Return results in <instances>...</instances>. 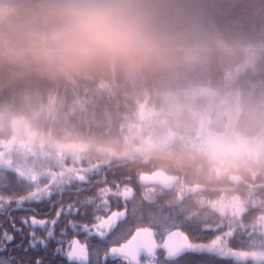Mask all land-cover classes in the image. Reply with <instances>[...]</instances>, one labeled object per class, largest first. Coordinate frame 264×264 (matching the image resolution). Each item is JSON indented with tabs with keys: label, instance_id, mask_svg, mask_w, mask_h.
<instances>
[{
	"label": "trees",
	"instance_id": "1",
	"mask_svg": "<svg viewBox=\"0 0 264 264\" xmlns=\"http://www.w3.org/2000/svg\"><path fill=\"white\" fill-rule=\"evenodd\" d=\"M45 2L0 0V138L9 135L12 120L21 119L18 122L27 124L38 136L88 142L90 154L103 167L92 173L98 181H92L88 175L94 184L91 189L85 187L79 193L81 183L74 181L61 194L53 191L48 198L25 200L19 206L17 199L27 196L33 183L11 169L0 168V197L17 206V223L24 226L26 233L18 248L20 260L35 263L37 258H43V264H76L62 250L63 246L58 247L63 240L74 238L72 224L79 219L76 207L81 206L85 222L95 216H106L108 212L102 206L97 207L99 189L111 187L116 191L117 184H127L134 190L133 197L125 202L118 196H109L108 209L109 212L127 209L126 216L104 238L95 234L91 240L86 239L92 248V264H126L122 257L110 255V248L119 246L138 227L151 229L161 245L155 264H264V260H241L191 250L168 259L162 247L167 232L175 228L181 229L193 243H208L218 235L227 238L234 248L244 247L250 240L260 241L261 235L251 233L250 227L264 214V152L247 158L237 167H224L217 174L216 167L221 164L201 143V138L181 135L179 129V135L170 143L147 152L111 154L108 159L101 158L99 153L106 148L124 150L128 124L137 118L141 103L160 106L167 95L187 106L204 109L214 115V120L220 111H226L222 119L228 121L229 113L242 133L264 138V0H159L161 23L178 26L195 20L232 44L233 54L170 73L135 74L112 68L70 79L6 59V54L21 46L28 34L45 26L36 14ZM197 88H206L211 95L191 96ZM222 123L212 121L210 126L222 130ZM160 169L179 176L173 189L139 182L142 174ZM229 173H239L243 180L235 184L229 180ZM194 184L206 187L193 192ZM185 186L190 190H185ZM144 191L153 195L154 202L143 198ZM179 191L183 193L182 199L177 197ZM222 192L230 196L239 194L246 200L248 209L241 218L234 209L223 204L222 209L219 204ZM89 198L93 203H85ZM62 206L64 211L56 224L51 225ZM32 216L49 223L32 226ZM25 218L29 219L28 224L22 222ZM49 227L52 236L47 235ZM32 232L45 243L37 242L31 247ZM228 232L232 233L230 237L225 235ZM82 238L85 239V233ZM141 264H147L143 254Z\"/></svg>",
	"mask_w": 264,
	"mask_h": 264
},
{
	"label": "clouds",
	"instance_id": "2",
	"mask_svg": "<svg viewBox=\"0 0 264 264\" xmlns=\"http://www.w3.org/2000/svg\"><path fill=\"white\" fill-rule=\"evenodd\" d=\"M159 0H46L36 13L45 26L6 54L57 77L119 68L125 73H170L233 54V45L195 20L169 26Z\"/></svg>",
	"mask_w": 264,
	"mask_h": 264
},
{
	"label": "rangeland",
	"instance_id": "3",
	"mask_svg": "<svg viewBox=\"0 0 264 264\" xmlns=\"http://www.w3.org/2000/svg\"><path fill=\"white\" fill-rule=\"evenodd\" d=\"M11 82L8 81L7 84H11ZM194 92L192 90L191 96L199 98L203 95H211V92L206 88L202 90L197 88ZM200 109L202 108L180 103L170 95H167L165 102L160 106H148L143 102L139 108L137 118L130 120V124H128L124 136V150L100 149V157L108 159L111 154H121L122 156L136 152H147L170 143L179 135V129L181 135L186 134L189 137L196 135L201 138V143L221 164L216 167L217 174L218 172L222 173L224 167H237L239 164L244 163L247 158L261 155L264 152V138L247 136L242 133L235 126V117H232L231 114L228 113V121H226L221 118V115L225 114L226 111L219 110L218 119L215 117L214 120V115ZM170 119L172 120L170 121ZM18 121L22 120H12L9 135L0 138V150L4 151L5 159L11 158L14 164L25 170H31L32 173L40 176L38 183L41 187L50 182V178L41 175L46 170L59 173L62 169L99 164L95 155L90 154L88 142L62 141L38 136L27 124ZM212 121L217 124L223 122L224 129L218 130L211 127L210 123ZM189 131H192L193 134ZM98 158L99 156H97ZM0 168L4 167L0 166ZM35 186L33 183V190H35ZM219 197H223V199H220L222 203H219L221 207L223 204L228 209H234L237 216L240 215V218L248 209L246 200L239 194L230 196L228 193L222 192ZM220 212L224 214V210H220ZM223 216L225 217V215ZM250 228L251 233L261 235L260 241L250 240L244 247L234 248L230 241L224 238L227 246L234 250L264 252V214L259 215Z\"/></svg>",
	"mask_w": 264,
	"mask_h": 264
},
{
	"label": "snow or ice",
	"instance_id": "4",
	"mask_svg": "<svg viewBox=\"0 0 264 264\" xmlns=\"http://www.w3.org/2000/svg\"><path fill=\"white\" fill-rule=\"evenodd\" d=\"M10 150V148H9ZM0 166L4 168L12 169L19 177L24 178L25 180L34 183L35 190L28 193L27 196H22L17 199V206L21 205L25 200H42L48 198L53 194V191L63 193L66 186H70L74 181L87 182L88 174L99 171L103 165L94 164L88 167H72L67 169H62L59 173L52 172L51 170H46L41 175L47 176L50 178V182L43 187L38 183L40 176L31 172V170H25L19 165L14 164L11 158L5 159L4 151L0 150ZM140 183H144L143 178L139 179ZM98 195L100 197V204L97 207H103L108 214L104 217L96 216V223L90 228L88 225H82V229L87 232L89 235L95 233L100 238H104L109 232H111L119 221H121L127 213V209L121 211H108L109 209V196H118L122 198L125 202L131 199L134 195V190L129 185L125 184L121 186L117 184L116 191H113L111 187H104L99 189ZM143 198L146 201L154 202V197L149 191L143 192ZM10 201H4L0 197V208H3L6 203ZM85 203H93L92 198H89ZM69 210L72 209V205H68ZM64 211L63 206L56 213V219H53L50 224L55 225L61 212ZM135 211V209H133ZM31 225L36 226L40 225L43 227L45 224H48L49 221L43 219H37L36 217L30 218ZM24 224L29 223V219L25 218L22 221ZM13 227L15 225L13 224ZM72 227L75 229L76 225L72 224ZM206 228L209 226H205ZM20 229H17L19 231ZM232 233L228 232L225 235L231 236ZM31 235L34 239L31 241L32 247L36 246V243L44 244L45 241L40 240L36 237L35 232H32ZM48 236L53 235L52 227L48 228ZM154 232L149 228L138 227L135 231L119 246H113L110 248L109 254L112 256H120L125 261L126 264H141L140 256L143 254L146 257L147 264H155L156 261V251L157 248L161 247L158 245L155 238ZM14 237L11 234L5 232L3 234V242L6 245L7 242H10ZM162 247L166 250V257L168 259H175L186 251H198V252H209L215 253L218 256H231L235 259H253L254 261L264 260V252H257L255 250H234L227 246L224 238L222 236H215L208 243H193L190 241L187 234L182 231L176 230L167 232V239L165 240ZM59 251V249H58ZM70 260L76 259L80 261H87L89 256V251L87 243H81L78 240H73L70 242V250L66 253ZM35 264H42V262L37 259Z\"/></svg>",
	"mask_w": 264,
	"mask_h": 264
},
{
	"label": "flooded vegetation",
	"instance_id": "5",
	"mask_svg": "<svg viewBox=\"0 0 264 264\" xmlns=\"http://www.w3.org/2000/svg\"><path fill=\"white\" fill-rule=\"evenodd\" d=\"M218 174H220V172H218ZM232 174H234V173H230L228 175L229 180L235 184H238V183H236L230 179V176ZM90 176L93 179L94 174L91 173ZM98 180H99L98 178H94L92 181L96 182ZM80 183H81L80 187L77 190L79 193H82L81 191L85 187H87L88 189H91L94 187V184H93V182H91L90 179L87 180V182H80ZM185 190H190V189L187 188V186H185ZM179 194H181L182 198H183V193L181 191H179L177 193L178 198H179ZM3 200L8 201V199H6V200L3 199ZM51 210L52 209L50 208V211ZM75 210H76V212H79V214L77 216L79 219L74 221V224L76 225V228L74 229V238H70V239H68V241L63 240L62 245H59L58 247H59V249H62V246H63L62 250H65L66 252H68L70 250V242L73 240H78L81 243H87V247H88V251H89V256H88L87 261H80V260H76V259H73V260L76 262V264H92V257H91L92 248H91L90 244L87 242V240L88 241L91 240L92 236H94L95 233H93L92 235H89L87 232H85L82 229L81 226L82 225H88L91 228L96 223V220H95L96 216L93 218H89V221L85 222V221H83L81 206L78 205ZM101 217H104V216H101ZM17 222H18V210H17L16 205H13L11 203L10 204L6 203L3 208H0V264H35L34 262H31L28 260L21 261L19 256H18L19 245L24 241V238H26V233L23 230L24 226L22 224L19 225ZM13 224L15 225V227H13ZM17 229H20V230L17 231ZM5 232H7L8 234H11L14 237L10 242H7L6 245L3 242V234ZM83 233H85V239L82 238ZM19 236H21V238H22L21 240H19ZM37 259H39L42 262V264L44 263L43 258H37ZM36 260H35V262H36ZM46 262L49 263L50 261H46ZM52 264H56V263L52 262Z\"/></svg>",
	"mask_w": 264,
	"mask_h": 264
},
{
	"label": "water",
	"instance_id": "6",
	"mask_svg": "<svg viewBox=\"0 0 264 264\" xmlns=\"http://www.w3.org/2000/svg\"><path fill=\"white\" fill-rule=\"evenodd\" d=\"M141 178H143V180L145 181L144 184H160L161 186H163L165 189H168V190L173 189L179 180V176L177 174H169L165 170H162V169L156 170L150 173H144L142 174ZM230 179L236 183H239L240 181L243 180V176L239 173H234L230 176ZM205 187L206 186L204 185L194 184L192 187V191L195 192L198 189H202ZM187 188L189 187L187 186ZM179 198L182 199L181 194H179ZM176 230L182 231L181 229H178V228H175L172 231H176ZM187 252L188 251L182 253L180 256H182L183 254ZM165 254H166V250H165Z\"/></svg>",
	"mask_w": 264,
	"mask_h": 264
}]
</instances>
